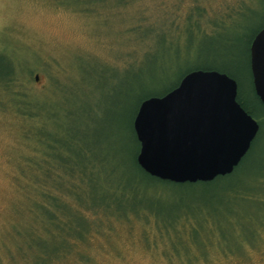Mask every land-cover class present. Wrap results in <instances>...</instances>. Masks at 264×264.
I'll return each instance as SVG.
<instances>
[{"label": "trees", "instance_id": "16d2710c", "mask_svg": "<svg viewBox=\"0 0 264 264\" xmlns=\"http://www.w3.org/2000/svg\"><path fill=\"white\" fill-rule=\"evenodd\" d=\"M194 1L196 7L189 11L184 30L175 34L170 31V35L178 39L184 34L191 38L224 36L223 40L216 39L217 43L209 47L207 55H233L235 69L200 66L174 76L165 65H159L158 69L147 74L140 71L134 75L130 86L121 93L124 100L112 103L114 94L103 97L106 102L97 111L63 101L61 94H64V88L60 77L51 76L43 96L30 94L22 82V61L0 51V108L9 106L14 109L23 122L25 142L36 148L33 155L21 159V174L24 172L28 177L26 184L21 183L26 194L23 207L28 205L29 217L25 220L22 214L11 232L17 240L15 246L21 264H90L91 242L96 241L103 231L114 228L117 222L130 224L133 219L134 222L152 221L160 231L170 236L169 242L175 251L189 252L192 245H200L195 237L198 230L217 229L218 218L216 215L212 217L218 212V207L211 213L200 211L183 215H170L158 208L153 209L148 202L156 200L166 187L202 190L199 199L223 207L222 219L226 227L231 226L232 229L234 226L239 229L242 224L231 206L246 201L257 206L260 202L264 206V103L255 91L253 77L251 96L245 95L237 71L248 68L252 76L250 46L264 27V0H235L224 10L212 14L209 30L202 23L207 7L202 0ZM129 2L66 0V4L88 13L97 11L98 6L107 10ZM153 30L151 28V32ZM224 32H229L230 36L226 37ZM200 54L205 55L203 50ZM243 55L247 56L246 62ZM218 58L213 56V61ZM196 69L218 70L235 78L238 101L259 121L260 131L233 173L208 182L162 180L147 173L138 163L140 143L133 121L142 101L165 95L177 87L188 72ZM30 73H33L32 68ZM127 102L132 103V118L129 120ZM129 133L134 136L136 151L119 143ZM177 197L182 199L178 194ZM257 209L245 215L251 224L264 231V207ZM12 234L9 239H12ZM181 234L188 239H183ZM257 237L259 240L260 234ZM221 239L224 241L222 244L232 250L233 242L222 236ZM11 260L13 262V255ZM0 264H5L3 256H0Z\"/></svg>", "mask_w": 264, "mask_h": 264}, {"label": "rangeland", "instance_id": "374dc122", "mask_svg": "<svg viewBox=\"0 0 264 264\" xmlns=\"http://www.w3.org/2000/svg\"><path fill=\"white\" fill-rule=\"evenodd\" d=\"M234 2L202 0L208 9L202 23L209 30L212 14ZM99 7L88 13L66 4V0H0V51L22 61V82L30 94L43 96L51 76L60 77L63 101L97 111L106 102L103 97L114 94L112 103L124 100L121 93L130 86L134 75L140 71L147 74L159 65H165L174 76L200 66L235 69L233 55H207L209 47L217 43L216 39L223 40L224 36L211 39L184 34L178 39L170 35V31L175 34L184 30L189 11L196 7L194 0H130L124 6L107 10ZM229 34L224 32L226 37ZM201 50L205 55L200 54ZM213 56L219 58L213 61ZM243 58L246 62L247 56ZM237 71L245 95L250 97V71L248 68ZM131 104L127 102V120L132 118ZM262 119L264 121V117ZM22 123L14 109L0 108V256L4 257L5 264L22 263L15 246L17 240L11 232L22 214L25 220L29 217L28 205L23 207L26 194L21 183L26 184L28 177L24 172L21 174V159L33 155L36 148L25 142ZM119 143L129 145L131 151L137 149L130 133ZM202 193L200 189L166 187L156 200L148 202L153 209L170 215L206 213L218 207L212 217L218 218L217 229L198 230L195 233L198 247L192 245L189 252L175 251L170 245V236L160 231L156 224L143 220L134 222L133 219L130 224L117 222L114 228L103 231L96 241L94 239L89 245V263L264 264V231L251 224L245 215L256 207L263 208V204L258 202L257 206L246 201L231 206L242 224L239 229L236 226L232 229L226 227L222 219L223 207L200 200ZM10 234L12 239H9ZM221 236L233 242L232 250L222 244ZM181 237L188 239L184 234ZM248 241L256 243L247 244Z\"/></svg>", "mask_w": 264, "mask_h": 264}, {"label": "water", "instance_id": "95a60500", "mask_svg": "<svg viewBox=\"0 0 264 264\" xmlns=\"http://www.w3.org/2000/svg\"><path fill=\"white\" fill-rule=\"evenodd\" d=\"M250 65L264 103V27L251 43ZM133 127L138 163L150 175L175 183L233 173L260 131L259 121L238 101L237 80L210 69L190 71L165 95L142 101Z\"/></svg>", "mask_w": 264, "mask_h": 264}]
</instances>
